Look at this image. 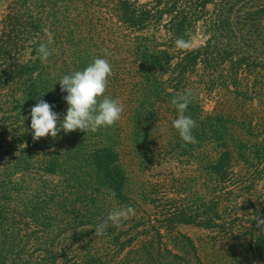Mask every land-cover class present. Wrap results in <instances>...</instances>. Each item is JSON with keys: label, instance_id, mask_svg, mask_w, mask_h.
<instances>
[{"label": "trees", "instance_id": "obj_1", "mask_svg": "<svg viewBox=\"0 0 264 264\" xmlns=\"http://www.w3.org/2000/svg\"><path fill=\"white\" fill-rule=\"evenodd\" d=\"M1 22L0 264H264V0H13ZM96 58L120 120L34 141L31 108L62 120L59 81ZM186 91L196 143L173 127Z\"/></svg>", "mask_w": 264, "mask_h": 264}, {"label": "clouds", "instance_id": "obj_2", "mask_svg": "<svg viewBox=\"0 0 264 264\" xmlns=\"http://www.w3.org/2000/svg\"><path fill=\"white\" fill-rule=\"evenodd\" d=\"M44 31L48 40L46 43H40L36 50L42 62L47 61L52 55L49 45L53 43L51 33L47 29ZM175 43L182 50H190L192 47V42L183 38H178ZM111 75L112 67L109 61L103 58H96L82 71L64 75L59 84L61 91L67 93L64 97L68 104L67 114L61 120L59 115L52 110V105L40 99L30 112L34 141H39L49 135L55 139L61 130L65 134L76 130L87 133L89 131L96 132L101 127L114 126L120 120L124 108L117 100L104 95L108 78ZM190 102L191 93L188 91L173 97L172 103L179 112L178 118L173 121V127L185 143H196L192 134L196 122L184 114ZM133 215H135V211L131 206L110 211L104 223L95 229V235H102L109 222L119 227L122 221L130 219ZM257 226L264 227V218H257Z\"/></svg>", "mask_w": 264, "mask_h": 264}, {"label": "rangeland", "instance_id": "obj_3", "mask_svg": "<svg viewBox=\"0 0 264 264\" xmlns=\"http://www.w3.org/2000/svg\"><path fill=\"white\" fill-rule=\"evenodd\" d=\"M13 0H0V32L2 28V19L7 13V7L11 5ZM192 47H196L201 43V39H193L192 41ZM207 103V102H206ZM212 105L211 104H206L205 109L206 110H211ZM186 170V169H185ZM180 172L179 168H176L174 165L170 166H163L159 167L155 170L150 171L149 173L145 175V180L151 183H155L158 181H163L166 178H170L171 174H178ZM178 230L181 231L182 233H185L187 235H190L191 237H195L198 234V230L194 227L191 226H179Z\"/></svg>", "mask_w": 264, "mask_h": 264}]
</instances>
